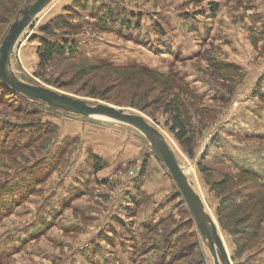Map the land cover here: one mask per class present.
<instances>
[{
    "label": "rangeland",
    "instance_id": "1",
    "mask_svg": "<svg viewBox=\"0 0 264 264\" xmlns=\"http://www.w3.org/2000/svg\"><path fill=\"white\" fill-rule=\"evenodd\" d=\"M2 4L0 47L25 0L14 19ZM60 17L70 32L46 35ZM42 39L75 43L77 55L40 69ZM13 68L29 83L91 104L144 106L140 113L166 136L232 263L264 264V0H55L22 37ZM93 89H107L109 101L90 97ZM172 99L185 106L193 154L169 131L164 105ZM249 171L254 177L242 176ZM221 210L231 232L220 225ZM258 226L261 238L246 239ZM170 263L214 264L138 131L0 97V264Z\"/></svg>",
    "mask_w": 264,
    "mask_h": 264
},
{
    "label": "water",
    "instance_id": "2",
    "mask_svg": "<svg viewBox=\"0 0 264 264\" xmlns=\"http://www.w3.org/2000/svg\"><path fill=\"white\" fill-rule=\"evenodd\" d=\"M54 1L30 0L17 14L0 47L1 82L13 92L31 101L44 103L54 110L88 119H105L138 131L148 141L153 153L165 166L179 189L214 264H233L216 222L194 183L180 165L166 136L156 125L138 111L106 103L91 104L85 99L29 83L17 75L13 68L16 48L27 30Z\"/></svg>",
    "mask_w": 264,
    "mask_h": 264
},
{
    "label": "trees",
    "instance_id": "3",
    "mask_svg": "<svg viewBox=\"0 0 264 264\" xmlns=\"http://www.w3.org/2000/svg\"><path fill=\"white\" fill-rule=\"evenodd\" d=\"M2 1H4V5L8 8V11L10 12L9 19L11 17H13V19H14V16L18 12V9L21 7L22 0H0V8L3 6ZM29 1L30 0H25V5ZM212 5H213L214 12H217L218 11V5L217 4H212ZM23 7H21V9ZM83 7H86V5L85 6L83 5ZM21 9H19V11ZM3 12H5L4 6H3ZM1 15H2V13L0 12V16ZM129 27H131V24H129ZM70 28H73V26L71 27V25L69 24V21L64 20L63 17H60L52 25L50 24L48 26H45L43 28V32L46 33V35H48V36H53L52 34H53V31L55 29H58V30L67 29L66 31L70 32ZM138 29H139V27H138ZM0 34H1V30H0ZM54 37H56V35ZM41 42H42V45H41L40 49L38 50V59H39L40 69H45L48 65L55 62L56 59H63L66 57L73 59L77 55V49H76L75 43H71L67 40L59 41L57 39L56 40L42 39ZM119 70H121V69H119ZM150 74L155 75L153 72H150ZM109 93L110 92L107 89H103V91L101 93L100 92L95 93V90L93 89L92 93L90 94V97L95 98V99H100L102 101H106V100H108L107 95ZM2 96H4V97L5 96L6 97H16L21 102L25 101L28 103H34V101L32 102L31 100L13 92L8 86L3 84L0 80V97H2ZM175 99L174 100L172 99L171 101L166 102V104L164 105V112L170 116V121L167 125L169 127L170 133L177 139L179 144L182 145L188 151L189 154H193L192 153V147H193L192 140H193V138L190 135L188 123H187L186 119L184 118L185 106L183 105V103L179 99L178 100H175ZM113 102L116 103L115 105H119V106H122V105L123 106H130L132 108H135L136 110H139L140 112L146 111L144 106L134 105L132 103L123 104L120 102H115V101H113ZM35 103H41V102H35ZM110 103H112V102H110ZM114 103H112V104H114ZM41 104H44V103H41ZM44 105H46V104H44ZM93 162L96 165V171L100 172L102 170L100 160L94 158ZM199 168H200L201 172L206 175L207 170L204 167L203 163H201L199 165ZM242 176L243 177L247 176L249 178L254 177L253 173L251 171L244 172V174H242ZM239 197H241V196H238V198ZM224 218L228 219V217L225 216V213L223 212V210H221V215L219 216L220 225L224 231L225 230L227 231L229 229L226 227V225H224V223L221 222V220H223ZM236 223H238L239 225H244L242 223H245V222H242V220L239 219V220H236ZM233 231L235 232V234H238V235L242 234L244 237L248 235L247 233H249V232H239L240 231L239 229H237V230L233 229ZM251 232H254V233L250 234L249 235L250 238L246 237V239H252L253 240V239L261 238L262 226L256 227L255 231H251ZM169 248H170L169 250H172V247H169ZM197 248L198 247L195 245V249H197ZM181 259H178L175 257V259L172 261V263H174V262L177 263Z\"/></svg>",
    "mask_w": 264,
    "mask_h": 264
}]
</instances>
